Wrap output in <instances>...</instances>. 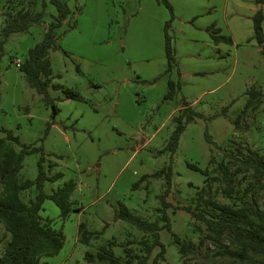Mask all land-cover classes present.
<instances>
[{"label": "rangeland", "instance_id": "1", "mask_svg": "<svg viewBox=\"0 0 264 264\" xmlns=\"http://www.w3.org/2000/svg\"><path fill=\"white\" fill-rule=\"evenodd\" d=\"M70 0L72 17L59 28V48L50 51L52 83L75 88L82 98L55 100L59 111L52 118V107L42 94L30 86L15 65L42 39L55 8L46 6L42 22L27 32L8 37L0 49V128L17 136L19 143L7 140L20 150L21 144L42 146L46 163L54 162L52 172L62 178L46 183L51 192L66 180H74L72 212L62 220L59 208L46 199L41 216L61 228L65 240L52 257H42L41 264H111L98 259L100 244L113 240L115 255L127 240L137 244L143 232L113 217L118 203L136 214L154 219L166 188L163 177L148 176L137 188L133 184L144 174L171 165L172 178L164 200L169 203L172 230L197 246L196 252L179 254L172 236L160 232L165 245V259L159 264H264V256L250 253L238 257L217 252L210 240L200 243L202 224L177 207L190 202L202 188L204 176L187 163L204 169L216 159L221 147L251 149L264 160V47L258 46L252 29L256 0ZM264 2V0H263ZM5 3V4H4ZM4 4V5H3ZM41 0H2L0 30L4 12L19 8L41 9ZM261 9L264 8L261 4ZM211 25L231 37V42L215 44ZM264 31V21H263ZM165 34L174 48L175 65L167 71ZM1 39V37H0ZM78 68V71L77 69ZM168 79L178 81L180 89L172 99H165ZM261 88L259 103L249 108L236 126L233 120L247 100L246 91ZM52 97H62L60 89H49ZM185 98L203 113L186 124L174 153L164 151L173 129L171 116ZM0 136L4 133L0 130ZM40 153L24 157L19 180L34 179ZM231 162V170L235 165ZM51 172V173H52ZM213 176H217L212 171ZM148 185V188L145 187ZM230 196L219 180L211 183V194L218 201L241 206L255 198L264 209V175L241 165L234 175ZM36 190L21 193L23 200L34 197ZM90 230L104 228L90 245L80 241L78 224ZM10 238L0 224V249ZM223 243L229 242L224 239ZM157 250V249H156ZM155 250V251H156ZM88 252L92 261L85 258Z\"/></svg>", "mask_w": 264, "mask_h": 264}, {"label": "trees", "instance_id": "2", "mask_svg": "<svg viewBox=\"0 0 264 264\" xmlns=\"http://www.w3.org/2000/svg\"><path fill=\"white\" fill-rule=\"evenodd\" d=\"M2 0H0L1 3ZM70 0H41V9L19 8L18 10L9 9L4 12L3 26L0 30V49L8 37L15 33L27 32L33 24L42 22L46 13L47 4L55 8V15L47 23L43 32L42 39L31 47L22 59L19 69L26 76L31 87L43 95L46 104L52 107V118L58 113L59 108L55 100L82 98L75 88H64L59 84L52 83L53 74L50 67L49 53L59 48V28L67 23L74 12L68 6ZM165 4L171 9L166 0ZM7 5L9 0H5ZM258 5L263 0H256ZM5 4V3H4ZM3 4V5H4ZM253 36L261 48L264 47L263 21L264 12L259 7L252 16ZM74 26V22L68 27ZM211 37L215 44L225 41L231 42L229 36L222 35L220 30L211 25ZM164 50L167 58V71H170L175 65L174 48L170 37L165 34ZM78 71V68H76ZM168 91L164 98L172 99L180 89L179 82L168 79ZM60 89L62 97H52L49 95V89ZM247 100L240 114L233 120L234 125H239V119L249 108L255 107L262 96L261 88L252 86L246 91ZM178 105L177 111L171 116L173 129L168 137L164 151L174 153L178 147L181 133L187 123L195 121L203 116V113L195 110L190 102L185 98ZM4 136H0V224L9 233L10 238L0 249V264H41L42 257H52L56 255L63 247L65 235L61 228H55L51 220L41 216L42 206L46 199L52 200L59 208V216L62 220L66 219L72 212L71 195L76 187L74 180H66L51 192H46L44 186L46 183L56 182L62 178L59 171L52 172L56 166L54 162L46 163L44 150L42 146L21 144L17 151L14 147L7 144V140L19 143L17 136L4 128H0ZM207 141L219 148L222 157L216 159L211 153L209 164L212 166L199 168L196 164L187 163V165L199 171L203 176V186L191 197L190 202L178 209L184 210L195 221L194 224L203 225V235L200 243L210 240L218 245L217 252L235 256L241 260L248 259L250 253L264 256V209L259 207L255 198L241 206L218 201L211 194V183L213 180H219L224 184L223 192L230 196L233 190L234 175L236 171L241 170V165L245 168H251L261 176L264 175V160L249 148L246 152L239 146L221 147L216 145L210 136L206 134ZM31 153H40L37 160V174L34 179L26 178L19 180V172L23 167L24 157ZM231 162L235 169L231 170ZM215 171L217 176L212 175ZM52 172V173H51ZM171 165H165L161 169L153 171L150 174H144L133 184L134 188L140 186L148 176L163 177L166 188L160 195L161 205L157 208L158 215L154 219H146L136 214L124 203H118L113 217L115 220H122L136 229L143 232V236L137 244L133 240H127L121 246V254L115 255L113 246L115 242L108 240L98 246L97 258L106 259L111 264H159L165 259V245L161 241L160 232L166 230L171 236L179 254L186 256L196 252V244L191 240L181 238L172 230L170 215L167 212L169 203L164 200L172 178ZM148 188V185L145 184ZM29 188L36 190L34 197L25 201L21 193ZM198 228L200 226L197 225ZM104 231L90 230L85 222L78 224L80 241L83 244L90 245L92 239H98ZM226 239L229 244L223 243ZM157 249V250H156ZM156 250V251H155ZM85 258L92 261L93 257L86 252Z\"/></svg>", "mask_w": 264, "mask_h": 264}, {"label": "built area", "instance_id": "3", "mask_svg": "<svg viewBox=\"0 0 264 264\" xmlns=\"http://www.w3.org/2000/svg\"><path fill=\"white\" fill-rule=\"evenodd\" d=\"M15 60V65H16V67H20V65H21V62H22V60L21 59H19V58H15L14 59Z\"/></svg>", "mask_w": 264, "mask_h": 264}, {"label": "crops", "instance_id": "4", "mask_svg": "<svg viewBox=\"0 0 264 264\" xmlns=\"http://www.w3.org/2000/svg\"><path fill=\"white\" fill-rule=\"evenodd\" d=\"M261 5H258V4H256V10L260 7ZM262 7L264 8V2L262 3ZM255 10V11H256ZM74 18L72 17V23L73 22H75L74 20H73ZM214 26V25H213ZM219 29V28H218ZM220 30V29H219ZM230 37V36H229ZM231 38V37H230ZM218 44V43H217Z\"/></svg>", "mask_w": 264, "mask_h": 264}]
</instances>
